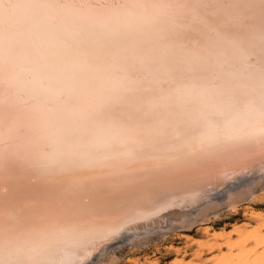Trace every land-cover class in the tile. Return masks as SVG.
<instances>
[{"label":"snow or ice","instance_id":"6c2138e0","mask_svg":"<svg viewBox=\"0 0 264 264\" xmlns=\"http://www.w3.org/2000/svg\"><path fill=\"white\" fill-rule=\"evenodd\" d=\"M257 153L264 0H0V264L56 255L33 219L85 216L83 194L148 170L133 165ZM33 177L58 179L25 193Z\"/></svg>","mask_w":264,"mask_h":264},{"label":"bare ground","instance_id":"6f19581e","mask_svg":"<svg viewBox=\"0 0 264 264\" xmlns=\"http://www.w3.org/2000/svg\"><path fill=\"white\" fill-rule=\"evenodd\" d=\"M133 167L148 170L131 174L105 188L102 194H83L85 199L92 196L85 216L72 213L53 215L49 219L47 214H41L33 219V227L56 232L55 246L60 249L56 255L41 252L34 259L42 264H115L117 258L108 253L115 239L124 240L126 235L134 234L131 238L136 239V243L145 242L153 237L151 233L155 227L168 220H187L183 226L188 228L200 219L198 215L206 220L210 213H216L214 208L219 204L227 203L232 209H238L240 200L254 198V195L256 197L251 199L256 204H263L259 199L264 198V193H258L264 190V165L258 153L241 164L233 163L228 155H223L175 168ZM57 179L33 177L29 184L27 178H21L18 183L25 193L32 189L52 191ZM244 210L250 221L235 223L230 229H211L209 224L202 225L207 237L180 232V236L190 240L196 248L193 247L189 258L186 255L176 257L169 264H264V209L246 204ZM116 214L122 215L123 219L108 227L100 223ZM53 221L69 229L67 234L57 231ZM49 243L52 242H35L42 248L48 247ZM206 249L210 252L207 255L204 254Z\"/></svg>","mask_w":264,"mask_h":264},{"label":"rangeland","instance_id":"374dc122","mask_svg":"<svg viewBox=\"0 0 264 264\" xmlns=\"http://www.w3.org/2000/svg\"><path fill=\"white\" fill-rule=\"evenodd\" d=\"M260 193H264V190L259 192L258 194ZM255 197L256 196L254 195V198ZM237 198H240V196H238ZM251 198L254 199L253 197H250L249 199L240 200L239 203H237L238 206H240V208L238 209H232V207L227 205V203L219 204L218 207L216 206L214 208L216 213H210L209 218L206 220L202 219V216L198 215L200 219H197L196 217L197 220H195L191 224V226H188V228L186 226H183L187 220H181L179 222H177V219L173 220L172 222L171 220H168L169 222L167 221V223H162V225L160 224L158 227H155V230L151 233L153 237H150L151 239L149 238L148 241L145 242L136 243V239L134 240L131 238L134 234L126 235L128 237H125L124 240H120L121 238L115 239V243L111 248H109L108 253L110 254V256L113 255L114 257L115 255V257L117 258L115 264H132L134 263V261H136L135 264H169L170 261L176 257L186 255L189 258L190 256H192V249L193 247L195 249L196 245L190 240L182 238L179 234L180 232H186L194 237H207L203 233V229H201L202 225L209 224L211 225V229L227 230L232 228L235 223L250 221V217L248 216V214L244 213L246 204H250L256 208L264 209V198L259 199L263 202V204H256L255 200H252ZM241 207L243 208L241 209ZM169 219L172 218L169 217ZM126 238H130V240ZM173 247H175L176 249ZM188 251H191V253ZM209 253L210 252L208 249H206V252L204 251L205 255Z\"/></svg>","mask_w":264,"mask_h":264}]
</instances>
